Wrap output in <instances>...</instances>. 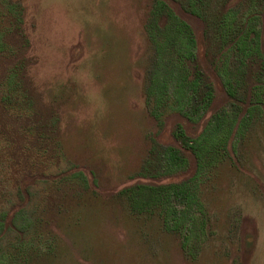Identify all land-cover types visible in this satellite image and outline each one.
<instances>
[{
  "label": "rangeland",
  "instance_id": "rangeland-1",
  "mask_svg": "<svg viewBox=\"0 0 264 264\" xmlns=\"http://www.w3.org/2000/svg\"><path fill=\"white\" fill-rule=\"evenodd\" d=\"M12 1L24 9L19 24L29 43L22 48L19 34L7 41L31 62L25 84L35 113L14 114L0 98V205L10 207L18 185L47 172L72 169L89 179L87 190L67 184L42 195L44 240L24 264H264V109L230 142L226 159L201 176L212 233L191 258L157 215L132 211L121 193L137 183L180 181L195 171L192 159L181 175H141L152 147H180L173 135L177 124L190 136L202 127L178 113L161 125L152 114L146 88L154 52L145 26L157 0ZM162 1L196 32L200 62L216 90L208 116L233 109L204 55V34L212 38L215 29L189 12L186 0ZM244 1L229 0L226 7ZM0 18L6 27L14 22ZM14 62L0 54V96Z\"/></svg>",
  "mask_w": 264,
  "mask_h": 264
},
{
  "label": "trees",
  "instance_id": "trees-1",
  "mask_svg": "<svg viewBox=\"0 0 264 264\" xmlns=\"http://www.w3.org/2000/svg\"><path fill=\"white\" fill-rule=\"evenodd\" d=\"M186 1L189 12L215 29L212 38L204 34V55L232 99L233 109L222 107L208 116L216 90L200 62L196 32L166 1L157 0L145 26L154 52L146 88L147 99L153 101L152 114L161 125L168 115L178 113L202 127L198 135L190 136L177 124L173 135L180 147H152L141 175L156 179L181 175L189 171L192 159L195 171L180 181L137 183L121 193L132 211L157 215L163 229L179 238L182 250L196 258L212 233L201 176L226 159L230 142L242 136L249 122L264 109V0H245L241 6L240 2L231 7H226L229 0ZM0 14L14 20L10 27L0 21V54L15 58L1 85V102L14 114L32 115L34 103L25 84L31 62L7 41L10 35L19 34L22 48L28 47L19 24L24 22V9L12 0H0ZM67 184L87 190L89 179L72 169L47 172L26 186L18 185L11 195L17 203L0 205V264H24L31 253H38L44 240V225L38 221L40 199L49 188Z\"/></svg>",
  "mask_w": 264,
  "mask_h": 264
}]
</instances>
